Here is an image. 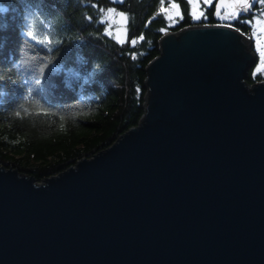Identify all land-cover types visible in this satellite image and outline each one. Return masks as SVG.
I'll list each match as a JSON object with an SVG mask.
<instances>
[{"label":"water","instance_id":"water-1","mask_svg":"<svg viewBox=\"0 0 264 264\" xmlns=\"http://www.w3.org/2000/svg\"><path fill=\"white\" fill-rule=\"evenodd\" d=\"M222 25L162 36L109 148L42 183L0 166V264H264V81Z\"/></svg>","mask_w":264,"mask_h":264},{"label":"trees","instance_id":"trees-1","mask_svg":"<svg viewBox=\"0 0 264 264\" xmlns=\"http://www.w3.org/2000/svg\"><path fill=\"white\" fill-rule=\"evenodd\" d=\"M217 1L194 20L187 0H0V166L42 183L112 146L146 112L144 69L165 33L218 22L253 37L264 6L217 21ZM162 2L184 18L169 26ZM101 9L127 14L125 42L106 33ZM262 81L253 69L246 80Z\"/></svg>","mask_w":264,"mask_h":264},{"label":"snow or ice","instance_id":"snow-or-ice-1","mask_svg":"<svg viewBox=\"0 0 264 264\" xmlns=\"http://www.w3.org/2000/svg\"><path fill=\"white\" fill-rule=\"evenodd\" d=\"M119 2H123V0H119ZM187 2L191 5V10L189 15L194 20H200L201 18L207 19L206 11L209 7L212 6L213 0H202L204 7H201V0H187ZM256 3L264 6V0H255ZM170 8L177 9L176 16L179 19H183V14L179 11V5L175 3H170ZM252 9V2L251 0H229V2H225V0H218L216 3L214 15H216L221 20H236L240 17L242 12H248ZM223 10V11H222ZM161 12L166 13V19L170 22L169 26H172L176 22H178L172 15H167L168 10L162 6L160 9ZM127 16L123 13H117L115 10L109 12L108 10L105 12L104 15V22L109 24L111 28L112 23H117L118 25L122 24L124 26V32L126 34V25H127ZM247 23H253L252 21H245ZM259 25V29L256 27ZM224 27H233L231 24H224ZM239 31V29H236ZM166 29L162 28L161 32H165ZM257 31L264 32V18H255L253 24V36H256ZM143 40V36L139 38ZM132 45L135 46L137 43L136 39L132 40ZM257 48L260 50V56L262 57L261 63L264 65V49L261 48L260 40H257ZM135 58V57H133Z\"/></svg>","mask_w":264,"mask_h":264},{"label":"rangeland","instance_id":"rangeland-1","mask_svg":"<svg viewBox=\"0 0 264 264\" xmlns=\"http://www.w3.org/2000/svg\"><path fill=\"white\" fill-rule=\"evenodd\" d=\"M214 1V0H213ZM251 2H252V9H254V7H255V5H256V2H255V0H251ZM171 3H173V2H171ZM176 4V3H175ZM165 9H167L168 10V12H167V15H172L173 17H174V19H177L178 17L176 16V11H177V9H172V8H170V3L167 5V6H163ZM201 7H204V5H203V2H202V0H201ZM251 9V10H252ZM250 10V11H251ZM107 10H105L103 13H102V20L104 21V15H105V12H106ZM117 13H123V12H119V11H117V10H115ZM179 11H180V8H179ZM249 11V12H250ZM257 12H260L259 10H256V11H254V13H257ZM165 15H166V13L165 12H163ZM243 13H245V12H242L241 14H240V17L238 18V19H240L241 20V15H243ZM123 14H125V13H123ZM126 16H127V14H125ZM127 18H128V16H127ZM255 18H264V13H258L256 16H255ZM255 18H254V21H255ZM237 20V19H236ZM224 21H227V20H224ZM232 21V20H231ZM105 24H106V33L109 35V36H111L112 38H114V39H116V40H118V41H121V42H125L126 41V39H127V30H126V34H125V32H124V26L122 25V24H120V25H118L117 23H112V25H111V28L109 27V24L107 23V22H105ZM258 29H259V25H257L256 26ZM126 29H128V20H127V25H126ZM260 40V43H261V48L262 49H264V32H260V31H257V34H256V36H253L252 37V42H253V44H254V47H255V49L256 50H258V48H257V40ZM259 51V55H260V50H258ZM261 60H262V57L260 56V62H259V64H258V66L256 67V69H255V74H257V75H260V76H262V77H264V65H262V63H261Z\"/></svg>","mask_w":264,"mask_h":264},{"label":"flooded vegetation","instance_id":"flooded-vegetation-1","mask_svg":"<svg viewBox=\"0 0 264 264\" xmlns=\"http://www.w3.org/2000/svg\"><path fill=\"white\" fill-rule=\"evenodd\" d=\"M252 11V10H251ZM253 49H255L254 44H253ZM255 51L257 52V56H258V62L257 65L253 68V72H255L256 67L258 66L259 62H260V55H259V51L255 49Z\"/></svg>","mask_w":264,"mask_h":264},{"label":"clouds","instance_id":"clouds-1","mask_svg":"<svg viewBox=\"0 0 264 264\" xmlns=\"http://www.w3.org/2000/svg\"><path fill=\"white\" fill-rule=\"evenodd\" d=\"M0 9H3V5H0ZM114 9H108L109 12L113 11ZM101 11H104L103 9H101ZM104 19V18H103ZM47 65H45L46 67Z\"/></svg>","mask_w":264,"mask_h":264}]
</instances>
